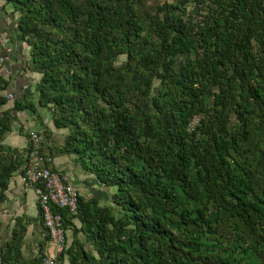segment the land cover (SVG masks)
<instances>
[{"label": "trees", "instance_id": "obj_1", "mask_svg": "<svg viewBox=\"0 0 264 264\" xmlns=\"http://www.w3.org/2000/svg\"><path fill=\"white\" fill-rule=\"evenodd\" d=\"M0 1L39 75L33 103L0 73V202L24 112L87 178L57 264H264V0ZM20 226L0 264L39 262Z\"/></svg>", "mask_w": 264, "mask_h": 264}, {"label": "crops", "instance_id": "obj_2", "mask_svg": "<svg viewBox=\"0 0 264 264\" xmlns=\"http://www.w3.org/2000/svg\"><path fill=\"white\" fill-rule=\"evenodd\" d=\"M2 4V1H0V34L8 40L10 53L5 60L4 57L6 54L4 50L0 49V73L3 74L4 78L10 79V91L12 90L17 97H23L27 101L36 103L37 93L35 91V85L39 80V75L31 72L30 69L27 68L26 63L29 60V48L19 40V36L14 28L15 16L11 14L10 6L5 7L4 11L6 14L3 15ZM4 21L6 25L3 24ZM5 30H9L10 37L7 36L8 34L5 33ZM5 35L11 38L12 42H10V39ZM23 118L24 120H22ZM42 123L49 127L46 119H43ZM19 126L22 127V134L18 133ZM35 126L36 120L34 116L30 118L25 112L19 114V124H16L14 133L5 136L3 143L12 148L25 149L27 146V137L24 136L25 131L38 132L39 129ZM49 131V140L46 141V139H43L42 143V149L45 153H48V146L61 144V142H59L60 138L56 135L57 131L54 129H49ZM62 134L63 133H61V135ZM55 137L59 139H55ZM50 168L59 173L68 175L70 180H72L73 183L75 182V186H78L76 188H79V191L82 190L80 188L82 186V184L80 185V180L75 178L79 176L80 172L76 173L74 176L75 169L68 157L52 156ZM18 220L20 222H18ZM0 222L2 240L9 239L14 229H21L20 227L22 226H20V224L24 226L25 232L19 248V253L22 257L21 261L25 262L33 258H38L40 246L43 247V250L46 248L47 243L42 244L44 241V230L40 222L34 188L25 187L23 185L21 171H16L9 180L8 188L4 193V199L0 202ZM74 223L78 226L77 221Z\"/></svg>", "mask_w": 264, "mask_h": 264}, {"label": "built area", "instance_id": "obj_3", "mask_svg": "<svg viewBox=\"0 0 264 264\" xmlns=\"http://www.w3.org/2000/svg\"><path fill=\"white\" fill-rule=\"evenodd\" d=\"M0 48L10 53L8 40L0 34ZM13 101L11 92L6 94ZM196 119L192 121L194 125ZM52 158L42 151V141L38 132H28V145L21 169V180L25 187H33L39 211L40 222L47 237V246L37 264H57V256L65 246L62 217L55 210H67L74 214L78 207L79 191L68 175L50 168Z\"/></svg>", "mask_w": 264, "mask_h": 264}, {"label": "rangeland", "instance_id": "obj_4", "mask_svg": "<svg viewBox=\"0 0 264 264\" xmlns=\"http://www.w3.org/2000/svg\"><path fill=\"white\" fill-rule=\"evenodd\" d=\"M10 106H11V104H12V102H9L8 103ZM26 113V115L27 116H29L30 118H32L33 116H34V118H35V120H36V128H38L39 130H38V133H39V135H40V137H41V141L43 142V139H44V136H43V133H44V129L46 128L47 130H49V129H54V127H53V125H52V123H51V120H50V117H49V115L47 116V112L45 111V110H43V109H38V111H37V114H31V113H28V112H25ZM40 115H41V117H44V118H41L40 117ZM43 119H46L47 120V122H48V126L50 127H47V125H45V124H43L42 123V120ZM22 120H24V118L22 119ZM39 123H40V126H39ZM55 130V129H54ZM40 131V132H39ZM57 132H56V135L60 138H57V137H55V139H59V142H61V144L63 143V140H64V135H65V131L64 130H56ZM27 132L28 131H25V137L27 136ZM61 133H63L62 135H61ZM74 166V165H73ZM75 167V171H74V176H75V174L76 173H78L79 172V167L78 166H74ZM72 177H73V175H72ZM77 180H80V182H83V181H85L87 178H85L84 177V175L83 174H79V176L78 177H75ZM75 178H73L74 180H76ZM75 183V182H74ZM81 185V184H80ZM83 186V185H82ZM76 187H78V186H76ZM79 189V188H78ZM79 191V190H78ZM79 193L82 195V194H84L85 196H88L89 194L86 192V190H84V188H82V190H80L79 191Z\"/></svg>", "mask_w": 264, "mask_h": 264}]
</instances>
